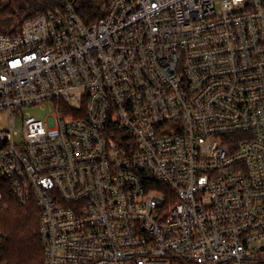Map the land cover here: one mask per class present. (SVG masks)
Instances as JSON below:
<instances>
[{"label": "built area", "instance_id": "built-area-1", "mask_svg": "<svg viewBox=\"0 0 264 264\" xmlns=\"http://www.w3.org/2000/svg\"><path fill=\"white\" fill-rule=\"evenodd\" d=\"M49 1L0 32V182L45 264H264V0Z\"/></svg>", "mask_w": 264, "mask_h": 264}, {"label": "trees", "instance_id": "trees-1", "mask_svg": "<svg viewBox=\"0 0 264 264\" xmlns=\"http://www.w3.org/2000/svg\"><path fill=\"white\" fill-rule=\"evenodd\" d=\"M68 1L81 20L90 24L105 15L112 0ZM53 6L49 0H1L0 32L18 33L25 19ZM0 191V264H45L38 206L34 200H19L4 180Z\"/></svg>", "mask_w": 264, "mask_h": 264}, {"label": "rangeland", "instance_id": "rangeland-1", "mask_svg": "<svg viewBox=\"0 0 264 264\" xmlns=\"http://www.w3.org/2000/svg\"><path fill=\"white\" fill-rule=\"evenodd\" d=\"M53 111V105L51 102H45L43 103L42 105H38V106H35V107H25L23 109V113L24 115H32V116H35V117H43L45 116L46 114L48 113H51ZM2 124L5 126L6 123L5 121H1ZM15 128L20 130L21 129V119L19 116H17L15 118V124H14ZM19 138H20V133L14 135V140L15 141H19Z\"/></svg>", "mask_w": 264, "mask_h": 264}]
</instances>
